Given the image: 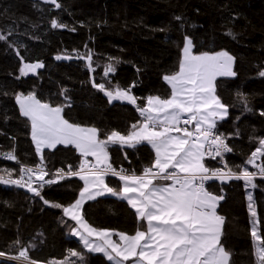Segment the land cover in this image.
Wrapping results in <instances>:
<instances>
[{
  "label": "trees",
  "instance_id": "1",
  "mask_svg": "<svg viewBox=\"0 0 264 264\" xmlns=\"http://www.w3.org/2000/svg\"><path fill=\"white\" fill-rule=\"evenodd\" d=\"M57 2L60 8L43 0H0V34L7 36L0 40L1 153L14 149L20 163L43 164L52 171L76 166L81 156L72 147L45 151L43 160L39 159L31 122L21 115L16 96L34 92L37 99L52 107L70 104L64 107L63 117L81 127L99 129L101 139L111 130L126 133L132 124L142 123L135 106L109 103L93 82L104 83L109 90L115 85L126 88L135 84L131 93L142 106H147L149 96H170L163 76L178 70L187 36L196 54L227 51L235 58L236 77L217 81V95L229 107L227 119L219 122L216 130L228 137L227 143L233 147L229 166L252 170L245 162L264 139V76L260 75L264 71V0ZM53 20L67 27L53 28ZM73 28L75 31L70 30ZM89 49L95 71L87 67L86 59L77 58L87 55ZM69 55L73 58L56 59ZM37 62L43 64L38 76L20 78L24 63ZM108 63H113L116 71L105 76ZM108 152L114 167L136 173L155 158L146 144L134 149L109 145ZM4 169L12 171L13 179L18 178L16 167L0 164V170ZM254 182L255 189L247 188L243 180L211 185L214 193L224 197L218 213L225 218L221 244L230 253L229 264H264L257 251L264 248V179ZM108 184L114 187L116 180L108 178ZM82 188L80 179L64 180L46 186L41 191L42 200L0 184V251L18 256L26 248L39 264H111L105 257L87 252L71 235L77 225L64 215L63 207L50 206L74 203ZM249 193L255 217L248 207ZM83 210L84 218L99 229L132 235L137 228H146L127 203L115 198L89 202ZM254 227H258L259 240L252 236ZM69 250L82 253L85 259L70 256Z\"/></svg>",
  "mask_w": 264,
  "mask_h": 264
},
{
  "label": "snow or ice",
  "instance_id": "2",
  "mask_svg": "<svg viewBox=\"0 0 264 264\" xmlns=\"http://www.w3.org/2000/svg\"><path fill=\"white\" fill-rule=\"evenodd\" d=\"M45 2L53 4L56 8L61 7L57 0ZM52 27L63 28L67 25L58 24L53 20ZM70 30L75 31L74 28ZM6 39V35L0 34V40ZM185 41L178 70L163 76L171 86L170 96L164 98L159 95L149 96L146 98L147 106H142L137 105L138 97L131 93V88L135 87V84L126 88L115 85L109 90L104 83L93 82V86L99 88L109 98V103L127 101L135 105L144 117L141 124H132L126 133L111 130L101 139L99 129L81 127L63 117L64 107H70V104L52 107L49 103L37 99L34 92L16 96L21 115L31 122L32 140L35 142L37 152L41 153V160L44 158L43 149H54L57 145H64L78 149L85 158L95 157V164L85 159L84 165L78 171L71 170L69 166L67 173L61 169L47 180L45 177L49 173L45 171L43 164L38 170L22 165L20 168L22 174L15 179L12 178L11 170H0L3 172L0 175V184L26 187L36 196H41L44 185L57 183V177L63 179L66 176H78L84 181L79 199L68 206L59 203H52L50 206L63 207L64 215L76 222L78 227L72 229L71 235L79 238L87 252L104 253L109 261H114V264H124L129 259H134V264H229L230 253L221 244L225 218L217 213L219 202L224 197L214 193L211 186L206 187V182L225 183L243 180L247 188L255 189L257 187L255 178L259 176L264 179V163H256L264 156V139L259 141V146L245 162L251 164L253 168H258V172H251L243 165L228 166L224 161V154L233 152V147L227 143L228 137L214 131L217 128V118L224 120L229 107L217 95L216 81L219 77L237 75L233 71L235 58L227 51L194 54L192 40L185 36ZM62 58L73 57L70 55L56 57ZM77 58L86 59L87 67L95 71L92 68L90 49L87 55L81 54ZM109 60H114L117 64L120 62L114 57H109ZM41 67L43 64L39 62L24 63L20 74L25 76L29 73L35 74ZM115 71L114 64L108 63L104 68V75ZM260 75L264 76V71ZM193 122L194 131L180 127L181 124L188 125ZM173 132L182 135H173ZM238 134L237 131L236 135ZM144 142L155 150V158L150 166L143 169L142 174L136 175L134 172L129 174V171L122 167L117 170L109 162V145L134 149ZM14 151L13 149L7 153H0V156L19 163ZM206 157L213 160L220 157L218 163H223L224 167L206 165L204 163ZM107 176L122 181L119 190L105 183ZM156 180H168L172 183L158 185L154 183ZM34 182H38L39 186L33 187ZM106 193L127 200L135 209L137 220L146 222L145 230L137 228L132 235L124 232L115 233L123 241L121 244L113 241L112 231L92 226L82 214L83 204ZM247 198L250 202L248 207L251 215L255 217L251 193ZM41 199L44 198L41 196ZM44 203L49 204V201L44 200ZM252 236L260 239L255 228L252 229ZM15 243L19 245L20 241L17 240ZM69 251L70 256L85 259L82 253ZM257 251L259 260L264 262V248H258ZM0 257L38 264L29 257L26 248L21 250L18 256H6L0 251Z\"/></svg>",
  "mask_w": 264,
  "mask_h": 264
},
{
  "label": "built area",
  "instance_id": "3",
  "mask_svg": "<svg viewBox=\"0 0 264 264\" xmlns=\"http://www.w3.org/2000/svg\"><path fill=\"white\" fill-rule=\"evenodd\" d=\"M135 109V111L140 115V119H141V121H143L144 120V117L140 114V112L137 110V107H135L134 108ZM180 127H187L188 128V130L189 131H194V123H191V124H188V125H183V124H181L180 125ZM214 131H217L216 129L214 130ZM173 133H177V132H173ZM180 134H182V133H180ZM233 155V152H231V153H225L224 154V161L228 164V166H229V159H230V157ZM207 160L208 161H210L213 165H214V167H220V168H222V167H224V164L223 163H218V161L220 160V157H217L216 158V160H213V159H211L210 157H207ZM153 161H154V159H153ZM0 162H3V163H8V164H11L12 166H15L16 165V163L14 162V161H12V160H7V159H5V158H2V157H0ZM84 162H85V158H81L80 159V161H79V163L76 165V166H71V170H74V171H78L79 169H80V167L82 166V165H84ZM153 163V162H152ZM151 163V164H152ZM256 163L257 164H261V163H263V157H260L257 161H256ZM150 164V165H151ZM150 165H148V166H150ZM147 167V166H146ZM230 167V166H229ZM38 168H39V166H38ZM38 168H36V170H38ZM123 168V167H122ZM145 168V167H144ZM143 168V169H144ZM67 169L69 170V166L67 167ZM125 169V168H124ZM126 170H128V169H126ZM45 171H47L48 173H49V171L47 170V169H45ZM129 171V174H131V173H133V171H130V170H128ZM143 172V171H142ZM142 172L141 173H136V172H134L136 175H140V174H142ZM251 172H258V168H253V166H252V170H251ZM22 173H19V175H21ZM53 177V175L52 174H50L49 173V175L48 176H46L45 177V180H47V179H50V178H52ZM79 179V177L78 176H71V177H65V178H63V179H60L59 177H57V180L58 181H64V180H70V179ZM106 178H111V179H115V180H119L118 178H116V177H112V176H107ZM255 179H261L259 176H257ZM33 180L35 181V177H33ZM231 181H233V180H231ZM215 182H219V181H207L206 182V187H208V186H211L213 183H215ZM49 184H47L46 186H48ZM39 186V184H38V182H34L33 183V187H38ZM16 264H20V263H16Z\"/></svg>",
  "mask_w": 264,
  "mask_h": 264
},
{
  "label": "crops",
  "instance_id": "4",
  "mask_svg": "<svg viewBox=\"0 0 264 264\" xmlns=\"http://www.w3.org/2000/svg\"><path fill=\"white\" fill-rule=\"evenodd\" d=\"M170 86V85H169ZM227 117H228V115H227ZM227 117L224 119V120H226L227 119ZM224 120H219L218 118H217V124L219 123V122H222V121H224ZM194 123V128H195V122H193ZM173 135H182V134H180V133H172ZM141 144H146V145H148L150 148H151V150H152V152H153V154H154V157H155V150L154 149H152V147H151V145H149V144H147V142H144V143H141ZM72 148H74L73 146H71ZM74 149H76V148H74ZM79 155L81 156V157H84L82 154H80L79 153ZM90 157H92V158H90ZM85 158V157H84ZM40 159V158H39ZM85 159H87V160H89V162H91L92 164H95V157H93V156H88L87 158H85ZM110 163H111V159H110V161H109ZM204 163L206 164V165H209V163H208V160H207V157L205 158V160H204ZM169 171H171V170H169ZM115 180V179H114ZM82 181V180H81ZM82 183H83V186H84V181H82ZM105 183H107L108 184V178H106L105 177ZM154 183L155 184H158V185H170L172 182L171 181H168V180H156V181H154ZM109 185V184H108ZM110 186V185H109ZM122 186V181H120V180H116V185L114 186L117 190H119V188ZM110 187H112V186H110ZM100 198H115V199H118V200H120V201H123V202H125V203H127L129 206H130V208L132 209V210H134L135 211V209H133L132 207H131V205L127 202V200H125V199H123V198H121L120 196H113V195H111L110 193H106L105 195H103V196H98V197H96V199H94V200H89V201H87V203H89V202H93V201H96V200H98V199H100ZM221 202H222V200L219 202V205H218V207H217V213H218V210H219V206H220V204H221ZM86 203V204H87ZM137 214V213H136ZM219 214V213H218ZM75 222V221H74ZM141 222H143V223H145V225H146V222L145 221H141ZM76 223V222H75ZM77 227H78V225H77ZM145 230V229H144ZM222 230H223V226H222ZM113 233V235H112V239H113V241H115V242H117V243H123V241H121L120 240V237L118 236V235H116L114 232H112ZM76 237V236H75ZM78 240H79V238L78 237H76ZM92 239H95V238H92ZM80 241V240H79ZM81 242V241H80ZM97 242H99V241H97ZM82 243V242H81ZM110 251V250H109ZM92 253H94V254H102V256L104 255L103 253H99V252H92ZM114 255V254H113ZM105 256V255H104ZM106 257V256H105ZM107 258V257H106ZM110 263L111 264H114V261H110ZM124 264H134V259H129L128 261H125L124 262Z\"/></svg>",
  "mask_w": 264,
  "mask_h": 264
},
{
  "label": "rangeland",
  "instance_id": "5",
  "mask_svg": "<svg viewBox=\"0 0 264 264\" xmlns=\"http://www.w3.org/2000/svg\"><path fill=\"white\" fill-rule=\"evenodd\" d=\"M192 51H193V53L194 54H196L195 53V50H194V46H193V49H192ZM229 53V52H228ZM209 54H213V53H209ZM230 54V53H229ZM230 55H232V54H230ZM233 56V55H232ZM234 57V56H233ZM235 62H234V65H233V71H235L236 72V69H235ZM39 71H40V68H38L37 70H36V73L35 74H32V73H29L28 75H21L20 74V78H28V77H35V76H38V74H39ZM236 77V76H235ZM235 77H219V78H217V81L218 80H220V79H233V78H235ZM217 81H216V84H217ZM166 82V81H165ZM166 84H167V82H166ZM168 85V84H167ZM169 86V85H168ZM170 87V89H171V86H169ZM109 99V98H108ZM115 103H124V104H129V105H132V104H130V103H128L127 101H112L111 102V104H115ZM63 115V114H62ZM27 118V117H26ZM35 143V142H34ZM36 146V145H35ZM60 146H63V147H71V146H64V145H57L56 146V148H54V149H47V148H45V149H43V154H44V152L45 151H48V150H51V151H53V150H55V149H57L58 147H60ZM78 153H80V151L78 150V149H75ZM38 153V157L41 159V153H39V152H37ZM81 154V153H80ZM90 158H92V157H90ZM89 161V160H88ZM58 183V182H57ZM46 185L47 184H45L44 185V187H43V189H41V191L42 190H44L45 188H46ZM64 186V188H67L68 187V184H66V185H63ZM26 188V187H25ZM86 203H87V201L83 204V209H84V206L86 205ZM82 209V214L84 215V210ZM67 217V216H66ZM69 218V217H68ZM70 219V218H69ZM255 229H256V233H257V236H258V227H254ZM97 243H100V241L99 242H97ZM92 253V252H91ZM94 254V253H93ZM104 254V253H103ZM95 255H99V254H95ZM101 256H102V254H100ZM103 257H105L104 255H103ZM106 258V257H105ZM107 259V258H106ZM108 260V259H107ZM1 261H6V262H10V263H20V264H28V262L27 261H23V260H20V261H17V260H8V259H6V258H4V257H0V262ZM109 261V260H108ZM110 262V261H109ZM112 262V261H111Z\"/></svg>",
  "mask_w": 264,
  "mask_h": 264
},
{
  "label": "bare ground",
  "instance_id": "6",
  "mask_svg": "<svg viewBox=\"0 0 264 264\" xmlns=\"http://www.w3.org/2000/svg\"><path fill=\"white\" fill-rule=\"evenodd\" d=\"M52 7H55V6H52ZM137 105H138V103H137ZM135 106V105H134ZM136 107V106H135ZM134 107V108H135ZM1 153V152H0ZM0 157H2V158H4L3 156H0ZM15 163H16V165L15 166H13V167H16L18 170H19V173H21L20 172V168H21V166L23 165V166H25V167H31V168H33V169H36V168H38V166H40V165H36V166H30V165H25V164H22V163H18L17 161H14ZM263 163H264V159H263ZM0 164H5V165H9V166H12L11 164H8V163H3V162H0ZM45 168V167H44ZM45 169H47V168H45ZM48 170V169H47ZM59 170H61V169H58V170H55V171H52V170H48L49 171V173L50 174H55V173H58L59 172ZM117 170H119V168H117ZM69 170L68 169H66V170H64V173H67ZM59 182H61V181H58V183ZM55 184V183H54ZM50 185H52V184H50ZM50 185H48V186H50ZM39 264V263H38Z\"/></svg>",
  "mask_w": 264,
  "mask_h": 264
},
{
  "label": "water",
  "instance_id": "7",
  "mask_svg": "<svg viewBox=\"0 0 264 264\" xmlns=\"http://www.w3.org/2000/svg\"><path fill=\"white\" fill-rule=\"evenodd\" d=\"M43 2H44L46 5H48V6H54V5L51 4V3L45 2V0H43ZM3 185H4V186L11 187V188L18 189V190H20V191H24V192H26L27 194H29V195H31V196H33V197L36 196L33 192L28 191V189L25 188V187H24V188H21V187H18V186H16V185H11V184H9V185H5V184H3Z\"/></svg>",
  "mask_w": 264,
  "mask_h": 264
}]
</instances>
